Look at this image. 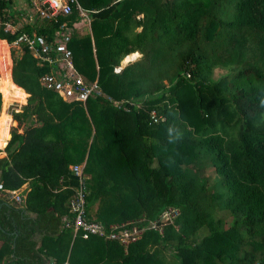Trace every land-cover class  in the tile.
I'll list each match as a JSON object with an SVG mask.
<instances>
[{
	"label": "trees",
	"instance_id": "trees-1",
	"mask_svg": "<svg viewBox=\"0 0 264 264\" xmlns=\"http://www.w3.org/2000/svg\"><path fill=\"white\" fill-rule=\"evenodd\" d=\"M77 2L88 32L75 27V5L47 18L0 0V116L26 102L9 110L0 139L10 133L0 264H264V0ZM62 29L75 68L103 93L85 103L45 87L53 66L12 45ZM75 164L87 176V218L135 225L136 240L73 237ZM25 183L22 203L12 192ZM169 208L177 215L162 220Z\"/></svg>",
	"mask_w": 264,
	"mask_h": 264
},
{
	"label": "built area",
	"instance_id": "built-area-1",
	"mask_svg": "<svg viewBox=\"0 0 264 264\" xmlns=\"http://www.w3.org/2000/svg\"><path fill=\"white\" fill-rule=\"evenodd\" d=\"M73 5L78 8L81 17H87L86 12L80 7L77 0H42L36 6L35 13L42 17L55 18L59 14H70ZM7 27L12 31L15 29H12L10 24H7ZM69 39V32L66 29L56 31L49 39L35 32L30 34L21 33L13 42V45L25 44L33 56L39 59L42 64L45 62L53 66V73L41 77V83L45 87L57 91L63 99L85 103L88 98L103 93L97 80L87 81L75 68L72 51L68 46ZM120 69L121 67L114 68L116 72ZM151 119L153 121L159 119L154 111L151 112ZM71 170L78 181L69 200V209L73 214V219L71 222L66 219V226H72L73 228V237L79 234L86 239L92 235H97L110 240H118L123 244L136 240L141 234V229L135 225L129 228L125 223H122L110 224L109 227H106L101 222L87 218L85 207L87 176L84 173V164H75L71 167ZM13 197L17 200L20 199L15 192ZM177 213V210L169 208L163 213L161 219L167 220L177 215ZM150 226L155 227L156 222L150 223ZM49 264H54V261H50ZM63 264H68V262L65 261Z\"/></svg>",
	"mask_w": 264,
	"mask_h": 264
},
{
	"label": "crops",
	"instance_id": "crops-1",
	"mask_svg": "<svg viewBox=\"0 0 264 264\" xmlns=\"http://www.w3.org/2000/svg\"><path fill=\"white\" fill-rule=\"evenodd\" d=\"M12 1H13V8L16 9L18 12H21V13H23V14H24V13L29 14L30 12L33 11V9L36 8V5L39 4V0H12ZM37 2H38V3H37ZM33 12H35V11H33ZM24 20H26V18H24ZM5 41H6V40H5ZM135 53H136V52H135ZM137 53H138V52H137ZM132 54H134V53H132ZM9 55H10V54H9ZM10 60H11V58H10ZM123 65H125V64H123ZM11 66H12V61H11ZM26 94H27V93H26ZM25 103H26V102H24V103H17V107L20 108V106L23 105V104H25ZM18 110H19V109H18ZM7 113H8L9 116L11 117V115H10V113H9L8 110H7ZM5 115H7V114H5ZM11 119H12V117H11ZM13 124H14V123H13V121H12L10 127H11ZM10 127H9V129H10ZM9 137H10V133L8 132V137H7V139L5 140L4 145H3V146H0V149H3V147H4L5 144H6V141L9 139ZM28 190H29L28 185H27V183H25V184H23L19 189L14 190L12 193L14 194V192H15V194L18 195V196L20 197L19 201L21 200V202L24 203V199H25V196H26ZM32 215H34V214H32ZM0 245H1V242H0ZM50 261H52V260H50Z\"/></svg>",
	"mask_w": 264,
	"mask_h": 264
},
{
	"label": "rangeland",
	"instance_id": "rangeland-1",
	"mask_svg": "<svg viewBox=\"0 0 264 264\" xmlns=\"http://www.w3.org/2000/svg\"><path fill=\"white\" fill-rule=\"evenodd\" d=\"M38 3V2H37ZM37 6V5H36ZM36 9V8H35ZM35 9H33V11H36ZM88 23V24H87ZM75 27H76V29L79 31V32H81V33H83V32H88L89 30H88V28H89V22H88V20H87V17H82V19L75 25ZM8 28V27H7ZM15 28V26L13 27L12 26V29H14ZM9 29V28H8ZM8 44V43H7ZM13 45V44H12ZM14 46V45H13ZM8 51H9V54H10V48H9V44H8ZM138 54V55H137ZM135 55H137V56H135ZM10 56V55H9ZM141 55L139 54V53H136V54H134V55H132V56H130V57H128L127 58V60L128 59H130L129 61H125V62H121V67L123 66V64H127V63H129L130 61H134L135 59H137V58H139ZM11 58V57H10ZM225 73V70H220V69H217L216 70V72H215V75H214V77L216 78V77H218V76H220V75H223ZM17 103H23L22 101L21 102H18V101H15V102H13V103H11L8 107H7V110L9 111V110H11L13 107H17ZM7 129V128H6ZM4 130H5V127L2 129V134H0V139H1V137L3 136H5V132H4ZM2 135V136H1ZM207 174L209 175V183H212L213 182V177H214V171H213V168L212 167H210V168H208L207 169ZM230 218H228V220H229Z\"/></svg>",
	"mask_w": 264,
	"mask_h": 264
},
{
	"label": "bare ground",
	"instance_id": "bare-ground-1",
	"mask_svg": "<svg viewBox=\"0 0 264 264\" xmlns=\"http://www.w3.org/2000/svg\"><path fill=\"white\" fill-rule=\"evenodd\" d=\"M137 55H135V56H137ZM129 60L130 59H128L127 61H129ZM11 123H12V119H11V117L9 115H5L4 114V115L0 116V127L1 128H4V127H5V129L9 128Z\"/></svg>",
	"mask_w": 264,
	"mask_h": 264
}]
</instances>
